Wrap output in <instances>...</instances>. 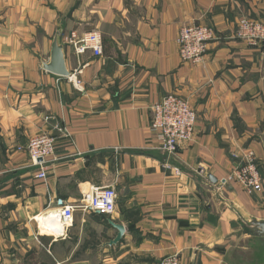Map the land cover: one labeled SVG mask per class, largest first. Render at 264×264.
I'll use <instances>...</instances> for the list:
<instances>
[{
    "label": "crops",
    "instance_id": "crops-1",
    "mask_svg": "<svg viewBox=\"0 0 264 264\" xmlns=\"http://www.w3.org/2000/svg\"><path fill=\"white\" fill-rule=\"evenodd\" d=\"M243 16L263 20L264 0H0V264H151L173 253L180 264H238L236 241L254 239L243 224L264 220V181L253 195L234 182L217 189L244 149L264 177V43L235 37ZM187 23L215 30L198 63L179 57ZM92 30L103 54H75L69 32ZM57 31L68 76L44 68ZM168 93L196 113L193 139L173 155L150 128ZM43 132L55 140L41 179L18 147ZM107 184L113 213L75 208L62 236L39 229L37 215ZM113 223L124 233L111 244Z\"/></svg>",
    "mask_w": 264,
    "mask_h": 264
},
{
    "label": "built area",
    "instance_id": "built-area-1",
    "mask_svg": "<svg viewBox=\"0 0 264 264\" xmlns=\"http://www.w3.org/2000/svg\"><path fill=\"white\" fill-rule=\"evenodd\" d=\"M235 37L248 45L257 46L264 43V19H250L243 16L239 19ZM215 39L213 27L205 24H183L177 34L179 57L183 61L192 63L201 62L208 43ZM67 43L75 54L91 51L95 56L103 54L102 35L98 30L78 33L70 31ZM150 128L154 133L158 149L166 154L173 155L185 143L193 139L196 123V113L185 99L174 93H168L154 103L151 108ZM60 132L67 134L64 127H57ZM54 137L47 132L35 135L18 150L25 151L32 166L40 167L37 178L44 179L46 159L53 155ZM239 160L232 172L220 178L217 189L234 182L238 184L247 195L263 191L264 177L252 149H244L238 154ZM117 201V192L111 184L90 185L82 191L78 204H62L56 211L63 226L69 225L73 219L75 208L90 210L109 215L114 212ZM54 237L56 235L52 234ZM151 264H180L177 253L169 254Z\"/></svg>",
    "mask_w": 264,
    "mask_h": 264
},
{
    "label": "water",
    "instance_id": "water-1",
    "mask_svg": "<svg viewBox=\"0 0 264 264\" xmlns=\"http://www.w3.org/2000/svg\"><path fill=\"white\" fill-rule=\"evenodd\" d=\"M59 34L60 32L57 31L56 35L53 38L49 61L44 64V68L53 74L68 76L70 74V71L65 65L64 45L59 43ZM113 225L117 229V234L110 241L111 244L118 242L124 233V227L121 224L113 223ZM41 227L52 231L57 236H62L64 234V226L59 219L58 222L52 224L51 227L45 225H41ZM243 227L245 231L250 235L258 237L264 236V220L253 219L244 223Z\"/></svg>",
    "mask_w": 264,
    "mask_h": 264
},
{
    "label": "rangeland",
    "instance_id": "rangeland-1",
    "mask_svg": "<svg viewBox=\"0 0 264 264\" xmlns=\"http://www.w3.org/2000/svg\"><path fill=\"white\" fill-rule=\"evenodd\" d=\"M235 258L238 264H264V236L254 239H239ZM246 249H244V248Z\"/></svg>",
    "mask_w": 264,
    "mask_h": 264
},
{
    "label": "bare ground",
    "instance_id": "bare-ground-1",
    "mask_svg": "<svg viewBox=\"0 0 264 264\" xmlns=\"http://www.w3.org/2000/svg\"><path fill=\"white\" fill-rule=\"evenodd\" d=\"M42 214V213H41ZM37 215V214H36ZM58 215L56 214V211H52L46 215H43V216H40V215H37L35 217V220L39 223V229H41V231L43 233H49V234H54L56 235L55 233H53L52 231L46 229V228H42L41 225H45V226H49L51 227L52 224L54 223H57L58 222ZM57 236V235H56Z\"/></svg>",
    "mask_w": 264,
    "mask_h": 264
},
{
    "label": "trees",
    "instance_id": "trees-1",
    "mask_svg": "<svg viewBox=\"0 0 264 264\" xmlns=\"http://www.w3.org/2000/svg\"><path fill=\"white\" fill-rule=\"evenodd\" d=\"M253 238H255V239H256V238H258V236H254Z\"/></svg>",
    "mask_w": 264,
    "mask_h": 264
}]
</instances>
